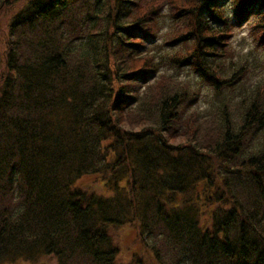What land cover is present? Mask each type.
Returning a JSON list of instances; mask_svg holds the SVG:
<instances>
[{
    "label": "trees",
    "instance_id": "obj_1",
    "mask_svg": "<svg viewBox=\"0 0 264 264\" xmlns=\"http://www.w3.org/2000/svg\"><path fill=\"white\" fill-rule=\"evenodd\" d=\"M219 2L28 0L17 9L0 47V264L42 254L136 264L118 261L107 224L140 216L159 264H264V144H250L264 128V97L229 99L203 117L183 107L191 83L162 70L194 64L217 89L243 79L224 59L232 26ZM233 5L239 16L260 6L253 25L264 46V0ZM166 11V38L182 45L159 57L133 52L158 36Z\"/></svg>",
    "mask_w": 264,
    "mask_h": 264
},
{
    "label": "rangeland",
    "instance_id": "obj_2",
    "mask_svg": "<svg viewBox=\"0 0 264 264\" xmlns=\"http://www.w3.org/2000/svg\"><path fill=\"white\" fill-rule=\"evenodd\" d=\"M28 0H7L6 6L0 9V47L6 50L8 42V28L9 22L14 13L23 6ZM234 0H220L219 5L223 8L226 16L229 17V24L232 26L228 48L230 53L224 59L229 62L228 71L233 75L236 70L242 75L243 79L239 82L217 89L213 81H210L201 72L197 71L194 64L181 62L176 64L174 60L169 65H164L163 69L169 74L175 75L180 80H186L193 86V95L189 99V104L183 103V107H189L190 110H196L203 117L206 115L213 116L218 112L219 105L225 104L229 99L236 102L241 97L249 96L250 100L257 97H264V46L258 43V36H256L254 29V22L258 20L256 12L260 6H250L251 12L243 14V16L236 15L233 5ZM248 6L246 3L244 7ZM203 16L209 22L217 23L218 19L210 15L208 10H205ZM172 17L169 13L164 12L159 17V34L157 37L144 36V43L133 46V52L145 53L148 50L154 51L160 55L170 53L179 48L182 44H175L174 41L170 42L166 38V33L169 32L172 26ZM176 61V60H175ZM113 62V60H112ZM191 96V90H190ZM229 110V106L227 107ZM257 134V133H256ZM251 146H260L264 144V128L260 129L258 134L250 141ZM125 153H129L126 152ZM216 160H213V163ZM219 161L215 162L218 167ZM199 175H204L203 170H197ZM205 180L200 181L196 189L205 187ZM98 195L111 196L112 191L105 189L97 190ZM134 195L131 193L130 197ZM143 220V216L135 218L134 221L124 224L122 226L116 220L107 224L112 236L113 244L119 248L118 261L136 264H159L158 258L153 255L152 249L149 245L145 244V238L148 234H153ZM155 228V227H154ZM142 235L144 242L142 241ZM59 260L55 254H42L37 264H58ZM8 264V263H7ZM17 264H32L31 261H18Z\"/></svg>",
    "mask_w": 264,
    "mask_h": 264
}]
</instances>
